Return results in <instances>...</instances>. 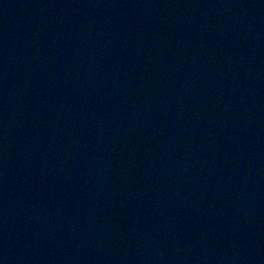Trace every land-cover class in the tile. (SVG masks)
<instances>
[{
  "label": "water",
  "instance_id": "obj_1",
  "mask_svg": "<svg viewBox=\"0 0 264 264\" xmlns=\"http://www.w3.org/2000/svg\"><path fill=\"white\" fill-rule=\"evenodd\" d=\"M0 264H264V0H0Z\"/></svg>",
  "mask_w": 264,
  "mask_h": 264
}]
</instances>
